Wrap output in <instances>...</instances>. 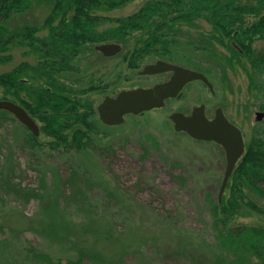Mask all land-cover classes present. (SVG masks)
Masks as SVG:
<instances>
[{
    "label": "rangeland",
    "instance_id": "374dc122",
    "mask_svg": "<svg viewBox=\"0 0 264 264\" xmlns=\"http://www.w3.org/2000/svg\"><path fill=\"white\" fill-rule=\"evenodd\" d=\"M145 1L132 0L100 15L131 16ZM29 3L27 11L7 23L9 29L44 25L51 3ZM108 28L105 24L99 31ZM178 28L179 41L171 47L172 55L162 60L193 70H197L194 63L201 66L214 82L215 94L203 83H190L164 108L128 116L117 127L107 126L97 147H109L111 152L101 154L97 149L63 154L45 149L33 154L24 143L27 128L19 121L11 119L0 127V264H36L29 249L51 257L55 264L75 263L81 258L84 264H199L219 256L208 201L219 199L226 154L215 143H200L176 133L169 117L181 112L191 115L195 107L204 104L212 119L220 108L243 131L247 143L258 126L264 129V119L255 120L264 105V86L252 88L244 69L252 70L244 58L240 60L245 68L235 63L222 68L229 53L208 39L211 26L204 21ZM138 37L124 41L122 54L132 52ZM261 47L264 50V45ZM25 52L19 47L11 51L13 61L0 65V74L22 62L34 64L35 57L25 56ZM157 59H147L145 64ZM75 64L76 73L65 75L64 80L83 89H148L162 80L140 77L138 71L144 65L132 72L122 56L109 59L95 47L85 50ZM88 95L96 107L106 96L99 91ZM11 168L14 175L8 183L6 175ZM74 176L79 178L78 188L77 182L75 186L67 182ZM145 181L148 183L140 187ZM32 190H38L44 199L27 201L26 192ZM251 199L264 208V199L255 195ZM237 217L234 225L264 227V215L244 209ZM105 234L115 237L112 243L104 240Z\"/></svg>",
    "mask_w": 264,
    "mask_h": 264
},
{
    "label": "trees",
    "instance_id": "16d2710c",
    "mask_svg": "<svg viewBox=\"0 0 264 264\" xmlns=\"http://www.w3.org/2000/svg\"><path fill=\"white\" fill-rule=\"evenodd\" d=\"M47 1L51 7L44 25L28 24L11 30L7 23L16 14L27 11L29 0H0V65L13 61L9 53L18 47L26 50L25 56L36 59L34 64L22 62L8 73L0 74L3 90L0 100L22 106L39 127L38 137L26 129L24 143L33 154L45 149L63 154L97 149L101 154L111 152L109 147H97L107 127L100 121L97 107L88 94L99 91L107 97L117 94V87L113 91L99 86L83 89L64 80L65 75L76 73L75 63L85 50L105 43L123 44L139 35L132 52L119 55L128 69L135 72L148 64H145L147 59L162 60L172 55L171 47L179 41V25L202 20L211 26L208 39L229 53L230 58L226 57L222 68L226 70L234 63L244 67L240 60L244 58L252 70L249 73L244 67L252 88L264 86V50L259 52L252 45L256 40L264 41V0H146L137 12L123 18L100 14L123 8L132 0ZM105 24L109 28L99 31ZM194 67L206 74L201 66L194 63ZM259 109L264 112V105ZM11 119L16 120L11 113L0 110V127ZM255 131L246 143L245 154L237 162L222 200L208 201L213 218L211 228L220 253L217 258L199 264H264V227L233 223L244 209L264 215V208L251 199L252 195L264 199V129L258 126ZM43 137L48 141L40 140ZM13 172V168L7 172L8 183ZM77 180L74 176L67 182L75 186ZM147 183L141 182L140 187ZM37 191H27L26 200H43ZM105 237L109 243L115 238L108 234ZM28 253L36 264H55L51 257L33 249ZM70 264H84V258Z\"/></svg>",
    "mask_w": 264,
    "mask_h": 264
},
{
    "label": "water",
    "instance_id": "95a60500",
    "mask_svg": "<svg viewBox=\"0 0 264 264\" xmlns=\"http://www.w3.org/2000/svg\"><path fill=\"white\" fill-rule=\"evenodd\" d=\"M95 49L106 57H114L121 53V46L118 44H103L97 46ZM168 72L174 73L169 82L161 83L148 89L137 88L136 90H126L118 93L115 98L106 97L98 105L97 109L102 124L106 127H117L123 125L126 118L130 115L138 117L141 114L162 109L166 106V102L169 99L178 98L184 88L192 82H202L214 94L213 84L204 74L163 61H158L154 65H148L141 71L140 75L155 76ZM205 109V105L196 107L192 110L190 116L184 113H173L170 116V120L174 124L176 133L183 132L198 142L217 143L223 148L226 153L227 167L218 195L221 201L237 162L245 154V142L242 131L228 121L224 111L217 109L215 117L210 121ZM0 110L13 114L16 120L21 125H24L32 134L37 137L40 135L36 121L30 117L24 108L11 101L0 100ZM263 119L264 113L258 112L256 120L261 122Z\"/></svg>",
    "mask_w": 264,
    "mask_h": 264
},
{
    "label": "flooded vegetation",
    "instance_id": "af4514ba",
    "mask_svg": "<svg viewBox=\"0 0 264 264\" xmlns=\"http://www.w3.org/2000/svg\"><path fill=\"white\" fill-rule=\"evenodd\" d=\"M232 44H234V42H231ZM106 44V43H105ZM108 44H114V43H108ZM115 44H118V43H115ZM120 46H121V48H122V50H123V48H124V46L122 45V44H119ZM253 46H254V48L256 49V50H258L259 52H262V47L261 46H263L264 45V41L262 42V41H258V40H256V41H254L253 42V44H252ZM234 46V45H233ZM121 52H123V51H121ZM120 55V54H119ZM119 55H115L114 57H117V56H119ZM114 57H109V59H112V58H114ZM158 61H164V62H167V63H171V64H173V65H176V66H180V67H183V68H185V69H191V68H187V67H185V66H183V65H181V64H175V63H173V62H171V61H167V60H161V59H157L155 62H153V63H148L147 65H154V64H156ZM147 65H145L143 68H141L139 71H138V73L140 74L141 72L140 71H142L145 67H147ZM191 70H193V69H191ZM199 72V71H198ZM201 72V71H200ZM201 73H203V72H201ZM204 74V73H203ZM174 75V73H172V72H168V74H158V75H155V76H147V77H150V78H158V77H161L162 78V80L161 81H159L158 82V84L159 83H166V82H169V80L171 79V77ZM204 75H206V74H204ZM207 76V75H206ZM140 77H143V76H140ZM147 77H143V78H147ZM158 84H156V85H158ZM155 86V85H154ZM205 112H206V114H207V117H208V119L210 120V121H212L213 120V118L212 119H210L209 118V116H208V111H206L205 110Z\"/></svg>",
    "mask_w": 264,
    "mask_h": 264
}]
</instances>
